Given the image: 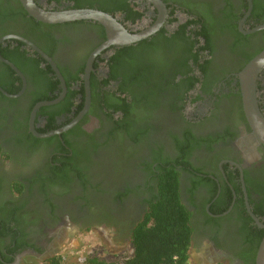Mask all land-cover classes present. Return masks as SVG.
Instances as JSON below:
<instances>
[{"label":"flooded vegetation","instance_id":"1","mask_svg":"<svg viewBox=\"0 0 264 264\" xmlns=\"http://www.w3.org/2000/svg\"><path fill=\"white\" fill-rule=\"evenodd\" d=\"M35 1L48 10L74 6L69 0ZM162 1L163 25L145 40L160 31L171 37L190 20L228 24L215 39L213 54L199 50L203 40L192 50L200 64L212 61L207 87L193 57L182 58L181 42L165 56L134 62L124 54L126 47L144 40L104 48L107 32L96 21L43 23L20 0H0V209L10 212L18 232L14 238L0 236V264H43L59 255L50 247L68 231L107 230L113 241L130 247L134 229L159 194L158 169L169 163L180 171L181 199L191 212L190 264H254L252 246L264 226L251 216L247 202L254 213H264V145L245 115L238 74L264 50V29L250 32L264 25V0L257 8L253 0L248 16L249 0ZM135 3L143 11L137 22L113 15L130 32L144 31L162 18L153 3ZM194 24L187 28L192 41L201 25ZM34 46L52 58L65 85ZM181 62L200 79L192 89L179 88L186 78L176 74ZM237 97L243 115L228 119L230 101ZM59 98L43 106L46 111L38 110L35 128L62 132L38 137L31 127L34 107ZM257 98L264 114V69ZM121 105L127 117L116 110ZM119 121L132 124L121 134L127 148L123 159L115 151L119 144L106 145ZM140 133L141 140L132 139ZM87 135L94 136L89 162H77ZM33 136L56 140L36 144ZM258 218L264 225V214Z\"/></svg>","mask_w":264,"mask_h":264},{"label":"trees","instance_id":"2","mask_svg":"<svg viewBox=\"0 0 264 264\" xmlns=\"http://www.w3.org/2000/svg\"><path fill=\"white\" fill-rule=\"evenodd\" d=\"M60 1V0H58ZM74 2L73 8H95L99 9L112 15L117 13L124 14L126 20H131L137 22L143 17V11L139 8V5L135 3L136 0H69ZM254 6L257 8L259 6L258 0H254ZM87 22L76 21L67 24H78ZM206 22H200L196 20H190L186 24L180 27V29L173 36H163L160 33L154 38L149 40H144L136 45L126 47L128 50L124 54H129L134 62H140L152 58L153 56L167 55V51H173L174 48H178L181 42L185 47V54L182 58H188L189 54L199 65V69L204 77L203 86H208V80L210 77V66L212 61H207L204 64L199 62V54H193L192 50L196 44H200L202 40L205 42L201 45L200 51H209L213 54L215 51V39L226 32V23H219L218 21L211 24ZM201 24L194 32L195 39L191 40L193 35H187L189 30L187 28L190 25ZM195 25V24H194ZM232 50L236 49L232 47ZM136 54V55H135ZM119 55V54H118ZM122 58V56H119ZM142 63V62H141ZM180 68L177 70L176 74L185 75L186 78L178 84L179 88L187 87V89H192L195 85L200 82L198 77L190 76L189 73L191 69L183 62L179 64ZM225 73L227 72L224 69ZM209 88V87H208ZM207 88V89H208ZM206 89V88H205ZM42 99V98H40ZM231 107L228 114L230 119L232 116H238L242 114L241 106L242 102L240 98L231 99ZM36 104V103H35ZM33 104V106L35 105ZM238 108V109H237ZM240 109V110H239ZM47 107H43L42 112L46 111ZM116 110H121L125 117L128 116V110L124 106H118ZM239 110V112H238ZM132 124H127L122 122H117L115 124V129L113 133L110 134V141L106 145L110 146L111 142H115L116 149L119 146H124L125 150V139L121 138L123 132L130 131ZM144 136V133H140L136 136H132L135 141L141 140L140 138ZM93 135H87L85 141L81 144V150H79L74 158L77 162H89V151H91L93 146ZM33 139L35 137L33 136ZM139 139V140H138ZM56 138H48L45 140L35 139L34 142L37 144L41 142H53ZM39 141V142H38ZM124 150L117 149V155L120 159H123ZM188 162L187 160H184ZM121 162V161H120ZM125 164L126 162H121ZM78 167V164H75ZM159 194L152 200L149 204L145 219L138 225L132 234V247L133 254L129 258L124 260L108 261L101 259L96 256L87 257L82 262L67 261L65 256L62 254L53 255L44 260L43 264H190V249L192 246L193 237V226L191 223V212L186 207L181 199L180 194V171L174 164H168L167 166L159 167ZM21 191V189H18ZM260 190H264V183L260 185ZM260 210H255V214L258 217L263 216V212ZM10 212L4 208L0 209V236L10 235L16 237L17 230L16 225L11 223ZM253 220V219H252ZM258 231L260 230L259 227ZM264 238V230L260 231L256 242L253 243L254 249V264L256 263L257 252L262 239ZM223 264V263H220Z\"/></svg>","mask_w":264,"mask_h":264},{"label":"water","instance_id":"3","mask_svg":"<svg viewBox=\"0 0 264 264\" xmlns=\"http://www.w3.org/2000/svg\"><path fill=\"white\" fill-rule=\"evenodd\" d=\"M26 9V11L35 18L37 21L48 23V24H62V23H69V22H76V21H83V20H90L96 21L104 26L107 32L108 41L104 44L105 47H109L112 45L117 46H124L127 44H132L139 42L141 40L147 39L152 34L156 33L164 22V15L166 12L165 4L162 0H147L153 3L156 7L161 10L162 18L150 28L138 32L133 33L130 32L124 24H122L115 16L112 14L95 9V8H69V9H62V10H48L45 9L37 4L35 0H20ZM253 9V0H249V11L247 12V16L251 14ZM264 25H260L255 27L250 32H256L259 30H263ZM37 51H39L48 61H50L58 73V76L62 83L65 85V80L63 75L61 74L60 70L56 66L55 62L45 54L42 50L38 47L34 46ZM102 47V48H103ZM1 56V55H0ZM6 61L4 58H2ZM8 62V61H6ZM11 64L17 71V67H15L12 63ZM92 66V60L89 63V67ZM264 69V50L260 52L257 56H255L238 74L239 81L241 86L242 92V100H243V108L245 111V115L247 120L252 127L254 134L256 135L257 139L264 145V114L261 111L259 101L257 98V79L261 71ZM86 84L88 86V93H89V84H90V77L87 75ZM66 88V86H64ZM21 94V93H20ZM10 95V94H8ZM19 95V94H18ZM18 95H10V96H18ZM90 96V94H89ZM60 101V98L53 101H42L39 102L33 109L32 117H31V127L34 133L38 137H50L55 134H60L62 131H52L47 133H40L35 128V119L39 109L43 106H49L56 104ZM75 120L72 122L66 129L72 127L76 122ZM244 181V180H243ZM247 206L251 216L261 225L264 226L260 219L256 216V214L251 210L249 202H247ZM255 264H264V238L262 239L256 257Z\"/></svg>","mask_w":264,"mask_h":264},{"label":"rangeland","instance_id":"4","mask_svg":"<svg viewBox=\"0 0 264 264\" xmlns=\"http://www.w3.org/2000/svg\"><path fill=\"white\" fill-rule=\"evenodd\" d=\"M119 149L124 150V146H119ZM115 151L117 152V150ZM64 232L67 231L62 233ZM76 233L73 231L71 234L68 231L62 241L57 242V245H51L53 254H62L67 261L75 262H82L90 256L108 261L124 260L133 254L132 245L128 247L120 245L118 240L113 241L114 236L110 231L103 230L102 234L95 230Z\"/></svg>","mask_w":264,"mask_h":264}]
</instances>
